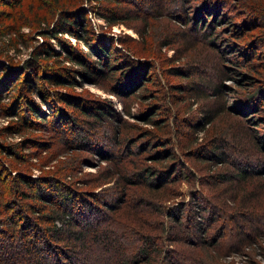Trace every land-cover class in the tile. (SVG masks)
<instances>
[{"label": "rangeland", "instance_id": "rangeland-1", "mask_svg": "<svg viewBox=\"0 0 264 264\" xmlns=\"http://www.w3.org/2000/svg\"><path fill=\"white\" fill-rule=\"evenodd\" d=\"M19 1L0 0V82L2 81V72H5V68L11 69V74H16L21 79L24 70H28L30 74L35 71L38 77L43 74L41 71H44L46 77L54 76L58 78L60 74H66L69 78L74 79L73 85L56 88L57 91L67 92L72 96H76L81 107L84 106L88 109L96 107L98 110L106 111L107 114L102 121H98L94 117L81 116L75 110L66 106L65 108L63 104H58L53 98L52 92H50L49 99L47 97L42 99L39 95V90H37L38 87H36L31 93L27 92L26 94L28 95L24 97L36 104L37 110L41 109L43 111L47 121H51V119L53 121L50 124L38 121L37 123H41L39 126L28 124L24 119L25 116H29L27 115V113L29 114L28 110L22 109L23 114H21V117L12 111L17 100L15 98L17 90L11 88L12 78L10 76V79L6 80L9 85L6 84L3 87L2 84L0 85V163L2 164L3 154L7 159L10 157L12 163H16V169L9 168L11 174L22 172L26 177L45 175L51 176L47 177V179L55 177L61 180L62 178L69 182L68 186L73 188L74 191H81L80 194L88 196V193H94L92 197H85L91 205H94L93 198L98 200V204L94 205V207L99 211L93 212L94 214H102L103 217L105 216V220L106 214L117 216L139 230L137 241L128 238L122 242L115 238L114 246H117L116 251L111 252L114 247L112 249L109 248L108 253L102 254L101 257L106 258L105 255L120 257L122 252L125 262L131 264L132 261H135L133 259L134 255L140 250V256L137 255L136 258L140 264H214L217 261L220 264H264L263 221H251L253 223L249 225L238 218L233 223L230 218L222 216L219 214L220 212L235 216L234 214L241 210L236 209L235 204L227 198L225 193H220L221 191L218 190L212 192L205 183L211 177H214L216 172L226 173L230 171L226 170V168L231 169V166H233L239 169L245 167L248 174H252V177L247 179L248 182L251 178V184H248L249 191L246 185L240 187V190L246 188L247 194H252L264 187V167L262 166L264 148L262 147V150L258 149L256 145V142L259 143L264 139L261 137V134L264 133V96L261 102L258 103L256 110H248L249 106L242 108L247 110L248 114H237L227 108V103L232 107V104L238 101L242 94L251 95L250 92L257 85H264V15H260L261 17L258 16L259 18L256 17L254 20H251L252 17H248L251 14H255L250 11L252 2L250 0H229L228 5L224 3L216 5L215 3L218 1L215 0H192L189 5L185 6V9H188L190 4L194 6H191V11L187 13V18H182L180 14L178 16L180 11H177V6L172 5L175 0H138V2L131 0H102L103 4L110 6L113 10H104V14L110 12L115 19L121 20L125 18L124 20H128L130 23L129 25L124 22H118L109 27L95 7H92L96 2L95 0H72L68 4H77V6H83L88 10L87 19H84L80 25L72 27V31L77 32L76 35L60 34L58 40L51 38L50 42L54 48H50L49 45L47 46L42 42L41 39L43 37L37 32L40 28H37L36 21L43 18L52 25L59 18L58 10L53 13V10L47 9L46 5H43H51L53 0H23V7H15L18 22L12 23L10 19H7L6 14ZM200 2L205 4L207 9H203L199 15L195 16L197 5H200ZM130 5L133 7L130 8ZM260 6L264 7V0L259 2L258 9L261 14L264 9ZM50 7L54 8L53 6ZM128 9L135 13L130 12L132 15L130 17L131 20L123 16L125 11L129 12ZM148 9L151 12L159 11L161 14L158 17H154V15L143 16V13L148 11ZM142 17L145 18V22L141 19ZM194 18L197 19L196 28L193 27L192 23ZM201 18L203 20L206 19V21H201ZM213 18H215L216 24L210 26V21ZM231 18L233 19V24L245 22L246 26L239 30L242 32L241 38L235 35V30L238 29L228 22ZM21 21H23L22 23L28 22L31 27L21 26ZM84 25H87L85 29L90 32L89 37L85 39L92 47L94 40L97 44L101 40L106 42L107 46L109 45L111 52L116 50L115 57L117 55L121 57L119 61H123L125 59L124 53H128L130 60L135 63L138 62L139 71H143L149 66L145 77L147 80L146 84L138 91L135 89L136 97L130 95L129 98V95H115L104 86L103 75H91L77 61H66L68 56H74L76 53L81 54L82 57H88L89 48L84 43L83 35L87 31L82 29ZM138 31L143 33L144 36L141 37ZM170 40L171 46L167 43H162ZM251 43H255V45ZM245 45H249V48L243 50ZM128 48H131V50ZM44 49L54 51L52 58L46 59V52L42 54ZM250 54L251 58L246 61L245 56H250ZM43 56L44 58H42ZM38 58H42V61L38 60ZM91 58L95 61L99 59V57L94 56ZM175 58L177 60L173 61ZM141 61L146 64L145 68ZM236 61L239 62L238 66H235ZM188 62L189 66L199 67L196 73L190 77L188 76L189 78L172 72L174 71L173 69L181 70L187 68ZM254 64H257L255 67L256 71H251L247 66ZM219 65L226 68L225 72L228 69L236 68L237 77L244 79L242 85H237L232 80L223 81L226 86L224 93L227 96L224 101L226 112L220 115L222 123L219 122L220 127L227 130L225 133L227 139L225 140L228 144L221 147L222 155L218 154L217 156L215 154L217 157L214 160L198 163L192 159L194 157H192L193 154L190 155V152L195 151L199 155L206 153L205 150H201L205 142L203 132L197 133V140L188 151H184L179 147L180 142L185 143L184 139L182 137V139L179 138V142L176 139L177 136L173 133L169 134V137H172L171 147L177 154L180 163L176 167L178 176L176 172V174L172 175L178 178H175V182H166L167 185L165 187L168 186L169 191L164 192L163 198H155L139 193L128 198L129 195L126 192L118 200L116 196L121 191H119V186L114 181L115 178L107 179L105 183L98 185L92 183L93 178L100 177L99 174L108 172L112 167H115L121 176L131 177L132 187L137 185L139 188L142 181L137 179L132 172L138 169L136 167L141 169L144 166L143 163L158 173L160 178L164 177L166 175L164 173L165 168H161L160 164L155 162V156L157 151L162 150L164 153H169V149L153 142L155 144L154 150L144 154V161L140 163L136 160H139L142 156H134L129 153L142 151L143 147L141 148V145L145 147L151 138L136 130L134 131L135 137L133 139L136 146L132 147L131 143L124 138L125 129H120L119 136L116 137L115 143H112L113 131L111 127L114 122L112 124L110 120L115 119L118 125H122V123L134 124L142 130L154 129L155 132V126L134 118L135 114L153 106L150 102L155 103L157 106L173 108L169 118L170 123L175 120L176 116L182 121L191 120L193 116L198 114L199 105L202 106V103H205L206 100H200L198 103L193 104V109L189 112H185L184 106L179 107L176 111L177 107L172 104L170 99L165 98V95L170 93V84H178L189 88L192 86L189 83V79H192L195 80V85L189 91H194L201 87L204 93H209L208 90L206 91V89H210L208 84L210 82H219L220 76L217 77L218 74H216L217 69H219V72L222 71ZM26 67L29 69H26ZM103 68H106V66H101V69ZM184 74L187 75L188 72ZM135 81H141V79L139 77L133 78L132 82L135 83ZM114 85L112 84L111 87ZM138 85L140 87L141 83ZM143 89L148 90V92H144V97L140 98L138 95L143 93ZM153 94L159 100L152 99ZM209 95L213 101L216 100L214 91L213 94ZM237 95L238 97H236ZM233 106L235 105L233 104ZM127 107L130 115L126 113ZM235 107L239 108L237 105ZM57 108L67 114H71L77 120L69 118L68 123H65L62 118H59L60 115H58L59 110ZM239 117H243L247 124L245 125L238 121ZM251 118L260 122L258 124L251 123L253 121L249 120ZM87 121H92L95 128L92 129L88 123H85ZM213 123L209 127L212 128L214 126ZM64 126H71L72 130L66 129ZM173 126L176 127V124ZM182 131L189 135L187 129L182 128ZM138 133L140 135H137ZM151 148L153 149V146ZM102 153H105L106 156L102 155ZM243 156L249 159L253 156L254 159H250V163H247L248 159ZM124 164L125 167H123ZM4 165L7 166V163L5 162ZM181 166H184V168ZM187 170L192 174L189 175L190 173ZM2 176L0 169L1 184ZM132 176L134 177L132 178ZM157 180L156 177L153 178L152 183L158 185L159 181ZM231 180H233V184L240 185V181L237 178L232 177ZM125 185L129 186V183L127 182ZM33 187L35 188V185ZM35 190L37 189H34L32 193H35ZM48 190L50 192L49 195L52 194L53 197L56 193L55 189L50 186ZM211 194L215 197L216 204L222 208L217 214L218 221L204 234L206 227L205 215L207 216V212L202 211V209L205 210L207 208H205L208 204L206 201ZM134 198L136 201H144L145 204L139 208H134L131 205ZM196 201L199 207L196 208L197 211L193 207V202ZM25 202L29 206H34V208L42 203L39 201L33 202L30 199H26ZM210 202L214 203L213 201ZM181 204L186 206L184 208L185 211H183L184 216L181 224L175 223L171 226L167 210ZM107 205H110V208ZM158 205L161 206L163 214L157 209H151L153 206ZM22 207L25 208L26 206L22 204ZM25 209L29 215H32L33 210L29 212V209ZM213 210L214 212L216 211L215 208ZM4 211L9 213L10 209L7 207ZM141 212L142 216L139 220L136 213L141 215ZM202 215L204 218L200 217ZM105 220L100 221L99 218L97 222L89 223L87 227L91 229L92 227L101 226L100 228L104 229L105 227L102 224L105 222L108 230L109 226L107 220ZM162 222L165 229L160 226ZM116 228V230H119L118 227ZM255 228L261 231L262 236L256 238L253 232L256 230ZM141 231L152 234L154 239H159L156 241L158 252L155 257L149 260L145 253H141V248L145 247L143 246V241L139 240L140 237H143ZM245 233L249 237V241L246 243L243 241L245 239L241 241ZM61 235L64 236L65 234L62 233ZM113 235L116 237L115 233ZM127 236L129 237L130 234H127ZM137 242L141 246L140 249L137 246ZM119 245L121 248L117 253ZM131 248L137 250L128 255ZM100 253L101 251H99Z\"/></svg>", "mask_w": 264, "mask_h": 264}, {"label": "trees", "instance_id": "trees-1", "mask_svg": "<svg viewBox=\"0 0 264 264\" xmlns=\"http://www.w3.org/2000/svg\"><path fill=\"white\" fill-rule=\"evenodd\" d=\"M18 1V0H17ZM96 2L92 7H95L96 11L104 18V20L107 22L108 26L111 27L113 24L118 22H124L126 24L130 23L128 20H118L115 19L112 13L108 12L107 14H104V10L113 11L112 8L106 4L102 3V0H95ZM133 2H138V0H131ZM192 0H175L172 5L177 6L178 16L182 18H187V13L190 12L191 6H194L190 4V7L188 9H185V6L189 3H191ZM218 1L215 4H221L224 3L225 5L229 4V0H215ZM220 1V2H219ZM252 2L250 11H252L255 14H251L248 17H252L251 20H254L256 17H261L260 15H264V12L261 14L259 13V2L261 0H250ZM72 2V0H53L52 4H43L46 5L47 9L53 10V13H55L58 10V17L55 22L50 25L46 19L40 18L38 21H36L37 28H40L37 30L39 32L43 39L42 42L49 45L50 48H54L53 44L50 42L51 38L59 39L60 34H68V35H76V31H72L73 26L80 25L82 21L87 19L88 10L85 9L83 6H77V4H68ZM7 3V2H6ZM50 3V2H49ZM143 3V2H142ZM5 4V3H4ZM171 5V6H172ZM50 6H53L54 8H51ZM15 7H23V0H20L12 10L6 14L7 19H10L12 23H15L18 20V17L16 16ZM130 8L133 7L132 5L129 6ZM180 7V8H179ZM233 7V6H232ZM264 9L263 6H260ZM203 9H207V6L205 4H202L200 2V5H197V12L195 11V16L199 15ZM129 12L125 11L123 13V16L126 17V19L131 20V12L130 9H128ZM3 12V11H2ZM131 12V13H130ZM159 11H146L143 13V16H151L154 15V17H158L161 12ZM135 14V13H134ZM46 15V14H45ZM113 16V17H112ZM259 16V17H258ZM216 18V17H215ZM215 18H213L210 23V26H214L216 24ZM145 19V18H141ZM261 19V18H260ZM193 27L196 28L197 26V19H192ZM203 20L202 18L200 19ZM233 19L231 18L228 22L230 24H233ZM18 22V21H17ZM16 22V23H17ZM21 26H29L28 22L22 23ZM145 22V20H144ZM234 27H236L235 30L236 36L241 38L242 32L239 31L242 28L246 26L245 22L243 21L241 24L234 23ZM31 27V26H29ZM87 25L83 26V30L87 31L85 28ZM239 31V32H237ZM90 32L83 33L84 39L86 37H89L88 35ZM139 35L141 37L144 36L143 33L139 32ZM244 35V34H243ZM47 41V42H46ZM41 42V43H42ZM84 43L89 48L88 57H82L81 54L76 53L74 56H68L66 58V61H77V63L83 65V67L91 74H100L103 75L102 79L105 83V87L108 88L110 91H112L115 95H124L128 96L130 98V95L133 97H136L135 94L136 91H138L140 88L144 87L145 82L147 81L145 77L147 76V71L149 69V66H146L144 62L143 67L145 70L139 71L137 63L130 60V55L127 53H124L125 59L123 61H119L121 57L117 55L115 57L116 50L111 52L109 45H106V42L99 41L97 44L94 40L93 47L90 45V43L87 41V39L84 40ZM162 43H167L171 46V40L165 41ZM250 44V43H249ZM255 45V43H251ZM129 47V46H127ZM228 47V46H227ZM40 48V47H39ZM137 48V47H136ZM249 45L243 48L248 49ZM253 48V47H252ZM131 50V48H128ZM42 51V50H41ZM41 51H39L41 53ZM223 51V50H222ZM45 53V57L52 58V54L54 51H51V49H44L42 51V54ZM242 52V51H241ZM248 52V51H247ZM133 54V53H132ZM99 57L98 60H93L91 57ZM245 56V55H244ZM44 58V56L42 57ZM42 58H38V60L42 61ZM251 58L250 56H245L246 61ZM37 60V58H36ZM177 59H173V61H176ZM65 61V60H64ZM234 62V61H233ZM3 65V63H2ZM239 62L236 61V65L238 66ZM101 66H106V68L101 69ZM187 68L181 69V70H175L173 69L174 73H177L179 75H183L187 78H189L192 74L196 73L197 70H199L198 66H189V62L187 63ZM221 70L219 72V69L216 70V74H218L217 77L220 76L218 83L210 82L208 85L210 89L208 90L209 93L205 94L203 91V88L199 87L194 91H189V89L195 85V80H190L189 83L192 85L191 87H183L179 86L178 84H170V93L165 95V98H168L171 100L172 104L175 105L177 108L184 106L185 112H189L193 109V104L198 103L200 100H206L205 103H202V106L199 105V108L197 109L198 114L196 116H193L191 120L188 119V121H182L179 120V117H175V120L170 123L169 118L172 114V109L170 107H162L157 106L155 103L150 102L153 106H150L147 109H144L143 112H140L138 114L134 115V118L141 120L144 123L152 124L155 126L156 131L153 130H142L140 127L135 126L134 124H128V123H122L117 124L115 122V119H111L113 126V137L111 138V142L115 143L116 137L119 136L120 129H125L124 138L127 140V142L131 143L130 145L132 147L136 146V143L134 142L135 132L134 131H140L141 134L148 135L151 139L146 143V146L144 147L141 145L142 151L139 150L137 152H128L130 155H140L142 156L139 158V160H136L140 163H143L144 161V154L149 153L151 150L153 151L155 148V143L157 145H163L169 149V153H164V151L159 150L156 152V161L161 168H165L164 173L166 174L164 177H159L158 173L153 171V169L149 166H146L144 163L138 168L136 171L132 172L133 175L140 179L142 182H140L141 187L138 188L137 185L132 187V180L131 177H125L121 176L119 171L112 167L108 172H103L100 175V177L93 178L92 183H95L96 185L100 183H105V180L107 179H114L115 182L119 186V193L116 197L119 200L126 192L128 193V198L135 196L137 193L144 194L148 196H152L155 198H163L165 195V191H169L168 186L165 187L166 182H175V178L177 179L178 173H177V165H179L178 156L175 153V151L171 147V140L172 137H169V134H175L177 136V140L184 139L185 143L180 142V148L184 151H188L192 144H194L197 140V133L203 132L204 136V145H202L201 150H205L206 153L200 154L194 152H190V155H192L193 160H196L198 163L208 162L214 160L219 155H222L221 147L223 145H227L225 139V133L227 130L223 127H220V120L222 113L226 112L225 107V99L227 96L225 95V88L223 81L232 80L237 85H242V81H244L243 78H238L236 68L228 69V71L225 72V67L219 65ZM255 65H248L251 69V71H256ZM143 68V69H144ZM3 69V68H2ZM26 69H29L26 67ZM42 70V69H41ZM37 71V70H36ZM11 69H6L5 72H2V81L0 82V85L2 84V87L7 84L8 79H10V76L12 78L11 80V88L17 90V95L15 98L17 100L14 103V107L12 111L17 115L21 117V114H23L22 109H26L29 111V116H25V121L29 124L31 123L34 126H39L41 123H37L38 121L42 123H48L50 124L51 121H47L46 118L43 115V111L37 110L36 104H33L28 99H26L24 96L28 95L26 94L31 93L32 90L36 87L37 90H39V95L42 99H45L46 97L49 99L52 92L53 98L58 102L60 105H64L67 108H71L72 110H75L79 115L86 116V117H94L98 121H102L103 117L106 116L107 112L103 111L101 109H96V107H91L92 109H88L84 106H80L78 102V98L76 96H72L71 94L67 92H61L57 91L56 88L64 87L68 85H73L74 79L69 78L66 76V74H60L58 78L52 77H46L44 74V71L40 77L37 76V73L34 71L32 74L27 70L23 71L22 79L20 76H16V74H11ZM170 72V71H169ZM188 72L187 75L184 73ZM219 72V73H218ZM25 73V74H24ZM239 74V73H238ZM52 75V74H51ZM189 76V77H188ZM141 79V81H135L132 82L133 78ZM40 83V84H39ZM139 83H141V86L139 87ZM159 83V82H158ZM21 84V85H19ZM112 84L114 85L113 87ZM9 85V84H7ZM19 85V87H18ZM47 85V87H45ZM143 85V86H142ZM190 86V85H188ZM49 89V91H48ZM135 89H137L135 91ZM205 89V88H204ZM118 91V92H117ZM215 94V99L212 100L211 96L209 94ZM144 92H148V90L143 89V93L139 94L138 96L140 98L144 97ZM264 92V85L260 84L257 85L251 92V95H245L242 94L239 97V100L233 103L235 106L237 105L239 108H236L235 106L232 107L228 105L227 108L236 112L237 114H248L247 110H244L242 108L248 107L249 109L256 110L258 108V103L261 102V99H263ZM14 97V96H13ZM155 94H153L152 99L159 100V98H156ZM213 97V96H212ZM238 97V95L236 96ZM235 97V100H236ZM52 98V99H53ZM218 102V103H217ZM216 103V104H214ZM24 105V107H23ZM56 106V104H55ZM229 106V107H228ZM65 107V108H66ZM59 110L60 117L62 120L65 121V123H68L69 118L71 120H77L74 116L71 114H67L66 112L62 111L61 109L57 108ZM227 109V110H228ZM89 111V112H87ZM58 112V111H56ZM126 113L130 115L129 109L127 107ZM25 115V114H24ZM175 116V115H174ZM242 116V115H241ZM238 117V116H237ZM252 121L251 123L258 124L260 121L255 120L253 118L249 119ZM215 123L218 125L213 123ZM220 121V122H219ZM240 122L244 123L245 125L247 122L243 119V117H239ZM262 122V121H261ZM79 123V122H78ZM85 123H88L92 129L95 128V125L92 121H87ZM213 123L212 128L209 127V125ZM222 123V122H221ZM176 124V127L173 125ZM181 125V127H179ZM253 125V124H252ZM56 126V125H55ZM66 129L72 130L71 126H64ZM182 128L187 129L189 132L187 135L182 131ZM182 132V133H181ZM137 135H140V134ZM202 136V137H203ZM259 136V135H257ZM169 137V138H168ZM182 137V138H181ZM261 137L264 138V133L261 134ZM180 138V139H179ZM110 142V141H108ZM119 142V141H118ZM264 139L260 141L259 143L256 142L257 148L262 150V147L264 148ZM261 143V144H260ZM120 144H122L120 142ZM79 146V145H78ZM153 146V149L151 148ZM81 147V146H80ZM130 151V150H129ZM141 151V152H140ZM217 154V156H215ZM102 155L106 156L105 153H102ZM110 156V155H109ZM244 157V156H243ZM153 158V157H152ZM154 158V159H155ZM245 159H248L247 163H250V159H254L252 156L250 159L247 157H244ZM176 162H175V161ZM132 161V160H131ZM7 163V166L4 165V163ZM244 162V161H242ZM129 163V162H128ZM246 164V163H245ZM142 165V164H141ZM262 166L264 167V162L262 161ZM125 167V164L123 165ZM184 168V166H181ZM9 168L16 169V163L13 162L10 159H7L6 156L2 154V164L0 163V169L2 171V184L0 183V264H127L125 262L124 254L121 252L120 257H111L106 256V258L101 257L102 254L108 253L109 248H113L111 252L116 251L117 246L115 245L116 240L126 241L128 238H132V240H136L139 237V230L132 224L122 221L117 216H109L106 214V220L107 224L109 226V229H106L105 222L102 224L105 228L101 229V226L92 227L91 229L88 228L89 223L97 222L100 218L101 220H105V216L103 217L102 214H94L93 212L99 211L94 205L98 204V200L93 198L92 201L94 205H91L87 198L85 197H92L94 196V193H88V196L84 194H80L81 191L76 192L73 188L68 186L67 181L59 180L58 178L51 177V176H27L24 175L22 172H14L11 174L9 172ZM135 169V168H134ZM186 169V168H185ZM226 173L224 172H216L214 177H211L207 182L208 187L213 191L218 190L221 191L220 193H225L228 199L235 204L237 210H241L239 212H236V214L233 215H227L223 213H219L220 209L222 208L218 204H216L215 197L211 194L209 199L206 201L208 203L205 206V210L202 209V211L207 212V216L205 215L206 220V227L204 229V234L207 233L211 227L218 221L217 214H221L224 217L230 218V220L234 223L235 219L238 218L244 223H248L249 225H252L253 222L251 221H258L262 220L264 223V187H261L258 191H255L252 194H247L250 188H248V184L250 183V179L247 182V179L249 177H252V174H248L247 168H234L231 166L230 168H226ZM191 175L192 173L187 170ZM177 173V176H173L172 174ZM175 173V174H176ZM132 176V178L134 177ZM157 178L159 181L158 185H155L152 183L153 178ZM237 178L240 181V185L233 184V180L231 178ZM44 181V182H43ZM129 183V186L125 185L126 183ZM163 182V183H162ZM43 183V184H42ZM210 184V185H208ZM35 185V188L33 187ZM143 185V186H142ZM225 185V187H223ZM246 185L245 189L240 190V187H243ZM53 187L55 189L56 193L55 195L50 194L48 188ZM34 189L35 193H32ZM123 193V194H122ZM172 196V195H171ZM201 197V196H200ZM26 199H30L31 201H39L42 202L41 205L34 208V206L27 204L25 201ZM197 199V198H196ZM243 199V200H242ZM23 200V201H21ZM194 200V199H193ZM226 200V199H225ZM210 201H213L214 203H211ZM25 205L27 209H29V212L33 210L32 215H29L26 212V209L22 207V204ZM104 205H106L104 202H102ZM101 203V205H103ZM161 203V202H160ZM193 207L197 211V201L193 202ZM145 204L144 201L139 200L136 201L135 198L132 200L131 205L134 208H139ZM210 207H209V206ZM110 208V205H107ZM7 207L10 209L9 213H6L4 209ZM186 206L184 204L177 205L175 208H171L169 211L167 210V216L169 222H171V226L173 224H181V221L184 216V212ZM220 207V208H219ZM199 208V207H198ZM213 208L216 209L214 212ZM219 208V209H218ZM151 209H157V211H160L163 214V210L160 205L153 206ZM218 209V210H217ZM183 212V213H182ZM232 212V211H231ZM103 213V212H102ZM101 216V217H100ZM136 216H138V219H141V215H138L136 213ZM201 218H204L203 215L200 216ZM105 220V221H106ZM160 224V226H163ZM85 226V227H84ZM170 226V227H171ZM118 227L119 230H116ZM165 229V226L162 227ZM256 229V228H255ZM203 230V229H202ZM201 230V231H202ZM257 237L262 236L261 231L257 228L253 231ZM64 233L65 235H61ZM113 233L116 234V237L113 235ZM127 234H130L128 237ZM141 234L143 237H140L139 240L143 241V246L141 249V253H145L147 259H151L155 257V254L158 252V246L156 245V241H158V238L154 239V236L152 234H148L141 231ZM245 233L244 237L241 239L245 243L248 240V235ZM222 236V234H220ZM116 238V240H115ZM253 241V240H252ZM242 243V242H241ZM118 244V243H116ZM137 246L140 249V245ZM121 248V246H118V251ZM135 249H130L128 252V255L131 253H134ZM137 250V249H136ZM135 250V251H136ZM99 251L101 253L99 254ZM98 254V255H96ZM115 254V253H114ZM137 255L140 256V250L137 251V253L134 255L133 259L135 261H132L131 264H140L136 260ZM214 264H220L218 261L217 263L214 262Z\"/></svg>", "mask_w": 264, "mask_h": 264}]
</instances>
